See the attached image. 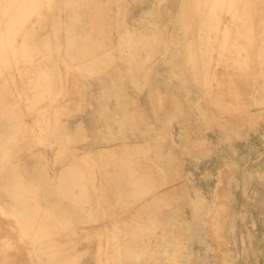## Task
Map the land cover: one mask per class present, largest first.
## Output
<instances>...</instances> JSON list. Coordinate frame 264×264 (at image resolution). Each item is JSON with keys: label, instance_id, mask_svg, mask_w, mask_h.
I'll return each mask as SVG.
<instances>
[{"label": "rangeland", "instance_id": "obj_1", "mask_svg": "<svg viewBox=\"0 0 264 264\" xmlns=\"http://www.w3.org/2000/svg\"><path fill=\"white\" fill-rule=\"evenodd\" d=\"M258 1L260 0L234 1L235 7L240 9L242 15L239 21L232 18V12H229L230 4L227 3L226 10L222 11L213 0H51L49 2L43 0L45 6L39 13H33L28 19H21L19 16L13 19L18 24L19 30L14 49L20 50L24 47L27 49L35 45L38 46V51L34 52L33 57L3 58L2 56L0 69L8 70L9 75L39 76L47 71L48 75L45 76H56L59 97L56 106L59 121L70 117L75 118L80 113L85 103L82 93L95 90L98 75H102L96 72L97 69L92 70L90 66L82 65L83 60H87L95 53L74 51L75 61L72 60V64L76 67L69 66L65 58L67 53L65 34L68 26V29L74 31L72 36L75 39L79 38L75 40V44L79 47H86L85 43L88 42H83L82 35L85 38L88 32H94L95 39L97 34L101 33L103 41L112 44L149 43L154 44L155 49H161V46H164L165 81L167 84L175 83L174 90H178V94L169 93L165 98V112L177 113L171 119H179L183 126L190 129L194 123L204 124L203 111L201 116L198 114V121H194L193 92L192 88L188 87L194 86L196 77L197 92L200 96L196 101L197 107L204 110L203 107L206 106L204 104L207 103L212 108L216 114L217 129L222 131L219 132L218 138L222 143L239 138L259 139L260 146L249 149L250 158L254 159L248 162L249 166H254L255 173L256 175L259 173L260 178V193H258L257 184L249 189L250 191L255 189L256 196L253 200H247L244 190L238 196L232 192V188L239 181L241 170L235 156H232L236 152V149L232 147L212 149V152L216 151L224 163L216 196L209 204L202 197L194 199L192 222L187 219L182 208L183 204L188 202L184 199L185 192L188 195V191L182 189L172 190L170 194L165 193V264H242V233L244 232H247V236L252 237L251 239L255 242L253 249L258 247L256 245H260V254L257 250H253V264H264V217L261 216V210L264 208V141H262L264 140V124L259 133H252L251 137H249L250 131L242 136L235 130L249 129V118L259 117L264 111V104H262L264 101L256 99L259 93L264 92V68H259L258 59V51H264V2ZM17 3H21V0L1 1V21L11 19L10 13L5 10ZM210 20L212 23L208 27L207 22ZM104 54L109 60L114 52ZM195 61L200 68H194ZM183 71L187 74L176 75ZM199 71H202V75ZM259 73L262 78L259 77ZM67 76L73 78L72 84L62 83ZM200 78H202L201 85ZM28 87H32V84H28ZM71 95L73 99H65ZM174 101H178L179 104ZM27 102L30 101L27 100ZM51 104L55 103L52 101ZM49 106L48 104L47 108ZM156 106L161 107L162 101H157ZM13 118L15 117H10V119ZM166 118L165 116V123ZM257 122L258 119L251 123ZM65 131V128L59 127L56 133H52L54 140L57 136L58 147H65L63 143ZM226 131L229 134L228 137L223 134ZM167 132L169 131H165L166 140L170 138ZM255 135L258 138H255ZM75 136L76 139H80L78 134ZM40 142L44 144L41 138ZM48 145L49 143H47V149ZM43 148L45 149L44 145ZM32 150L35 149H26L25 155L29 157V160L38 162V151L35 150L37 153H32ZM41 158L45 159L44 156ZM64 158L65 156L59 154L57 161ZM16 165L11 163L10 166ZM24 167L25 169L21 171L11 168L9 179L0 180V203L5 206H10L11 203L16 204L13 198V185L23 183L26 191L33 193L30 197L36 198L30 205L40 207L43 214L42 220L45 223L52 227L57 225L56 227L59 228L54 244L60 248H70L69 254L73 256L74 264H104L106 260L97 259L95 249L99 246L104 252L106 247L104 241L108 239L105 237L120 236L125 243L128 242L129 237H136L143 243L147 238L156 237L162 231L155 227L137 229L111 226L87 227L90 223L88 222L90 213H86L87 216L83 217L81 208L75 201L54 191L53 184L49 180L48 160L38 169L33 164L30 166L25 164ZM36 170L41 172L40 179L28 178L33 176ZM1 189L2 191L9 189V202L6 200L7 196L1 195ZM192 201L190 199L189 202ZM237 202L239 206H235ZM69 205L70 210L66 211ZM28 210L30 213H38L30 208ZM95 214L99 215L97 219L101 222L111 218L109 212L103 209L100 212L95 210ZM252 215L256 218L257 227L255 228L250 224ZM232 217L239 220V223L237 228L231 230ZM63 223H67L68 226L63 227ZM227 225H230V228H227ZM0 228L3 229H0V264L7 261H13L15 264H34L25 250L28 243L19 240L21 237L17 232L14 219L5 216L1 211ZM89 238L90 240L93 238L95 242L88 243ZM97 238L102 241L101 244H97ZM4 241H9L8 244L11 246L9 249H1ZM193 241L197 246L194 251ZM15 245L17 249H11ZM124 246L125 244H122L121 247ZM92 253L94 259L89 258ZM49 256L54 262V255ZM126 263L125 259L121 261V264Z\"/></svg>", "mask_w": 264, "mask_h": 264}, {"label": "crops", "instance_id": "obj_2", "mask_svg": "<svg viewBox=\"0 0 264 264\" xmlns=\"http://www.w3.org/2000/svg\"><path fill=\"white\" fill-rule=\"evenodd\" d=\"M73 34V29L67 26L65 58L69 66H74V51L91 52L95 55L83 60L82 65L102 73L98 75L97 88L82 93L85 103L75 118L58 119L56 76L9 75L8 70L0 69V180L9 179L12 169L21 171L25 169V164H33L38 169L48 160L49 180L54 191L75 201L83 217L90 213L87 227L162 229L161 234L149 237L143 243L136 237H129L126 243L120 236L105 237L108 239L104 241V252L98 245L94 250L97 259L106 260L104 264H121L123 259L126 264H165V193L182 189L188 191V195L186 192L184 195L188 202L182 208L192 222L194 199L202 197L209 204L216 196L224 163L212 149L235 148L232 156L247 163L254 161L250 158L249 149L258 148L259 139L239 138L222 143L218 139L222 131L217 129L216 114L212 108L207 103L204 110L197 107L196 101L200 96L196 77L194 86L188 87L193 92L194 121H198L197 116H201L203 111L205 117L200 121L204 124L194 123L190 129L183 126L179 119H171L177 113L165 112V98L169 93L178 94V90H174L175 83L172 85L165 81L164 46L155 49V45L149 43L112 44L103 41L101 33L95 39V33L88 32L85 38L82 35L83 42H88L86 47H79L75 44L79 38L75 39ZM105 52H114L113 60L111 57L107 60ZM258 59L259 68H264V51H258ZM194 68H200L196 61ZM199 72L202 75V71ZM62 83L72 84L73 78L67 76ZM65 99H73V96ZM256 99L264 101V92L259 93ZM159 100L163 101L161 107L156 106ZM165 116L168 123H165ZM256 119L257 123H251ZM262 124L264 111L259 117L249 118V129L235 130L242 136L250 131L251 137L252 133H259ZM42 127L46 134L44 144L39 137ZM59 127L66 129L65 147H58L57 136L55 140L52 137ZM165 131H169L168 140L165 139ZM77 134L80 139H76ZM223 134L229 135L227 131ZM255 138L258 137L255 135ZM32 148L38 151V162L29 160L25 155L24 151ZM35 150L32 153H37ZM59 154L65 156L64 160L57 161ZM11 163L17 165L10 166ZM40 173L36 170L28 178L40 179ZM255 184L258 188L259 173L256 175L254 166H249L232 192L235 196L241 195L245 185L249 190ZM258 190L260 193V187ZM9 193V189L1 193L8 197L7 202L10 201ZM190 199L193 201L189 202ZM29 206L35 212L40 211V207ZM101 209L109 212L111 218L98 221L99 215L95 214V210L100 212ZM69 210L70 205L66 207V211ZM93 240L91 238L88 243L95 242ZM97 240V244H101L102 241ZM122 244L125 246L121 247ZM139 244L145 246L139 247ZM196 247L193 241V251ZM89 258L94 259V254H90Z\"/></svg>", "mask_w": 264, "mask_h": 264}, {"label": "bare ground", "instance_id": "obj_3", "mask_svg": "<svg viewBox=\"0 0 264 264\" xmlns=\"http://www.w3.org/2000/svg\"><path fill=\"white\" fill-rule=\"evenodd\" d=\"M1 1L2 0H0V3ZM47 1L49 2L51 0H47ZM234 1L235 0H213V2L216 3L222 11L226 10L227 3L228 5L230 4L229 12H232V18L239 21L242 19V15L240 13V9L235 7ZM44 6L45 5H43V0H21V3H17L14 5L12 4L8 8V10H5L6 12L10 13L11 19L8 21L0 20V57L2 56L3 58L4 57L9 58V56L10 58L12 57L17 58L19 56L33 57L34 52L38 51V46L32 45V47H27V49L25 47L20 50L14 49L15 40H16L19 30H18V24L13 19H15L16 16H19L21 19L22 18L28 19L33 13H36V12L39 13V11L42 10ZM211 23H212L211 20L208 21L207 26L210 27ZM237 28L239 29V27ZM177 42L179 43L178 40ZM186 74L187 73L185 71L181 73L180 72L176 73V75H186ZM43 75H48L47 71H45ZM187 76L189 77V75ZM174 103L179 104L178 101H174ZM44 129L45 128L42 129L40 138L45 141L46 138L44 137L46 136V134H45ZM8 139H11V138H8ZM237 162L241 169L240 170V176H241V174H243L246 171V169L249 167L250 163L248 162L242 163L241 161H237ZM13 188H14L13 198L16 204L11 203L10 206H5L0 203V211L5 216H8L14 219L15 226L17 227V232L19 233L21 237L19 240H23V242L28 243L25 247V250L28 252V256L30 257L31 261L34 264H74L75 263L74 258L72 255L69 254L70 248L68 247L60 248L54 244L56 241L57 233L59 232V228L52 227L48 223H45V221L42 220L43 214L41 211L38 212L39 214L29 212L28 210L30 208L29 205L32 203V200L35 199V197L34 198L30 197V195L33 193H30V191H26L25 189L26 187L23 186V183H17L13 185ZM244 194L246 195V198L248 201L253 200L256 196L255 189H251L250 191L247 189L246 185L244 186ZM261 216L264 217V208L261 210ZM230 222H231V230L238 227L239 220H236V218L232 217L230 219ZM250 224L253 228L257 227L256 218L254 215H252V220L250 221ZM4 225H2L3 229L5 228ZM62 225L63 227L68 226L67 223H63ZM247 235H248L247 232L242 233V253H241L242 254L241 255L242 264H253L254 262L253 250L254 249L257 250V252H259L260 254L261 249H260V245H256L258 247L253 249L255 242H253V240L251 239L252 237L249 238V236ZM13 236L15 237L17 235H13ZM2 243H3L1 247L2 250H6L7 248L9 249L11 247L8 244L9 241H4ZM11 249L16 250L17 245H15L14 248H11ZM17 255L19 256L20 254L18 253ZM49 255H54V258H53L54 262L51 261ZM46 260H48V262H46ZM3 264H15V262L7 261Z\"/></svg>", "mask_w": 264, "mask_h": 264}]
</instances>
